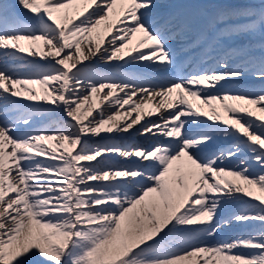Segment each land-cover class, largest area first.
Here are the masks:
<instances>
[{"label":"snow or ice","instance_id":"6c2138e0","mask_svg":"<svg viewBox=\"0 0 264 264\" xmlns=\"http://www.w3.org/2000/svg\"><path fill=\"white\" fill-rule=\"evenodd\" d=\"M0 264H264V0H0Z\"/></svg>","mask_w":264,"mask_h":264},{"label":"bare ground","instance_id":"6f19581e","mask_svg":"<svg viewBox=\"0 0 264 264\" xmlns=\"http://www.w3.org/2000/svg\"><path fill=\"white\" fill-rule=\"evenodd\" d=\"M13 3L15 2V0H12ZM183 1V0H181ZM193 2H195V0H193ZM244 0H206V5H220V4H241L243 3ZM107 40V37L105 38ZM237 44L239 43H244L245 42V39H242V40H239V41H235ZM46 50V49H45ZM63 55V54H61ZM29 59H32L31 57H29ZM98 61L100 60L99 58H93L91 59L90 61H85V65L86 66H90L92 68H94L96 71H99V72H108L107 70L110 69L105 63L104 65L102 66H96L94 64L95 61ZM93 62V63H92ZM259 82H252V81H246V80H241V81H238L233 87H236V88H244V87H248L250 85H253V84H258ZM99 95V94H98ZM134 100L137 99V97H134L133 98ZM97 102H99L98 98H97ZM36 104H42L43 102H34ZM107 102H104L101 104V108H104L106 106ZM48 107H54V106H51V105H46ZM151 107V105L149 106ZM115 108H112L110 110H107L105 111V116H107L108 114H110V111H114ZM127 110V106H125L124 109H122L121 111H126ZM57 115H62V109L61 108H56L55 109ZM98 110H94V115L96 114ZM164 110L162 109L161 112H163ZM92 117H89V119H91ZM98 118V117H97ZM135 118V113H133L132 117H130V119H134ZM38 119V123L34 125V127H46V126H49L50 124V119H43L41 120L39 117L37 118ZM64 119H68L67 117H64ZM160 119V114L159 113H154L152 116H145L139 124L137 125H134V129L135 130H129V133L128 134H124V135H118L117 137H112V138H109L112 142L114 143H120V144H123V143H129V144H135L137 146H140V147H144L146 149H149L155 145V143L157 142H164L166 140V138L162 137V136H153V135H150V134H145L143 136L139 135V128H140V124H143L145 120H152V121H158ZM206 119V118H204ZM143 141H148L147 144H145ZM221 141H224V140H217V141H214L213 145L210 146L211 149H216L214 147V145L216 143H218V145L220 144ZM92 141H90L91 143ZM228 143V142H227ZM227 143L224 144L222 147H226L227 146ZM222 147H219V148H222ZM118 154L114 155L110 162L113 163V164H118V165H129L131 166L132 165V161H123V160H119L118 159ZM42 159H45V158H42ZM99 159V158H98ZM231 211V207H227L224 209V211L221 213V215H227L229 212ZM245 228L244 225H238V224H232L230 227H225L223 228L219 234L217 235L216 239L217 240H223L225 238H229V239H232V238H235V236L237 234H239L241 231H243Z\"/></svg>","mask_w":264,"mask_h":264},{"label":"rangeland","instance_id":"374dc122","mask_svg":"<svg viewBox=\"0 0 264 264\" xmlns=\"http://www.w3.org/2000/svg\"><path fill=\"white\" fill-rule=\"evenodd\" d=\"M95 61V60H94ZM93 63V62H92ZM94 64L96 65V66H102V65H104V62L102 61V60H98V61H95L94 62ZM94 69V68H93ZM111 69H108L107 71H110ZM43 103H45V102H43ZM85 110H87V109H85ZM102 135H105L106 137H108V138H112V137H117L118 135H114V134H102ZM144 143H145V141H143ZM148 143V141H146V143L145 144H147ZM42 158H44V157H40V159H42ZM118 159H120V160H122L123 158H120V157H118Z\"/></svg>","mask_w":264,"mask_h":264}]
</instances>
